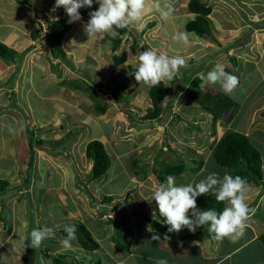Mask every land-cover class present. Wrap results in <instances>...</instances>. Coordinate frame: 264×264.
Instances as JSON below:
<instances>
[{"label": "crops", "instance_id": "0c3cea01", "mask_svg": "<svg viewBox=\"0 0 264 264\" xmlns=\"http://www.w3.org/2000/svg\"><path fill=\"white\" fill-rule=\"evenodd\" d=\"M203 1L208 6L211 1L226 2V0ZM231 1H234L232 4H237L235 0ZM167 2L172 3V11L170 15L164 16L162 15V10L167 11L163 7L165 0L162 2L148 0L150 11L145 13L142 20L137 24V27L141 29L146 23L153 24L154 21L158 25L164 22L170 26L159 30L156 24L154 26V32L160 36L163 34L166 37L174 36L179 32L177 31L178 20L183 19L186 29L187 24L194 19V15L188 8L189 0H167ZM55 3L56 0H27V2L21 0H0V22L2 23L1 25L5 26V30L0 31V43L17 54V59L14 63L6 59H0V94L2 95L3 89L6 86L12 88L16 85L25 86V89L15 91L13 89V94L18 102L19 113L16 110L6 113V109H10L11 107H3L6 106L4 103L6 99H4L0 104V116L6 120L8 116L19 120L22 115L28 117V112L30 122L27 124L34 129V136L31 141L36 143L34 149L31 150L33 154L29 167L28 164H19L20 158L24 160L27 158L17 153V144L9 142L10 139L12 141H17V139L14 136L7 138L5 132L0 133V135L3 134L0 138V180H7L10 184L7 192L3 194H7L8 197L0 201V211L2 210V203L11 202V209L15 214L12 220L0 217V251L8 244L20 246L19 241L22 237L30 238V231L34 228H32V225H29V218L33 219L34 217L29 215L26 209L27 199H22L23 197L20 199L28 191L22 195V190L18 191L17 188L32 187L31 191L33 192L40 189L45 194L44 196L49 199L50 204L55 207L54 210L61 214L52 221H48L47 215L44 220L39 221V217L42 216L40 212V215L36 218L35 229L46 226L52 228L54 234H57L64 230L65 225H75V227L84 226L100 246L99 250L95 252L85 251L75 239L71 242L73 248L66 249L61 243L66 237L59 234L58 243L46 244L44 242L42 244L41 249H39L40 255L37 264L47 263L53 257H58L59 255H65L68 262L75 261L76 264H157V261L160 259L166 260L167 264H240V262H236L233 258L234 255L244 249H249L251 252L248 256H245L246 258L243 260V264H260V262H264V249L259 242L260 236L264 234V194L260 196L262 191L261 186H249L250 190L247 194L248 199L246 203L250 208L254 206L255 213L251 215L244 235L234 243L228 239L217 241L213 238L212 240L206 234L207 230L201 235H198V230L194 234L185 228L174 237H169L168 240H165L163 234L152 230V228V232L148 231V226L152 225V222L156 219V217L153 219L152 212L153 210L156 211L157 208L154 200L151 202L148 200L152 198L159 184L163 183L160 181L158 175L153 173V169H155L153 167H156L159 163L154 158V155L157 150L159 151L160 147L161 150L159 153L161 154L168 153V149L170 150L171 148L173 155L181 154V152L185 153L184 150L177 147L178 141L177 143L172 141L174 137L170 138V135L177 133V130L180 133L184 131L183 135H187V131L182 125L175 126L174 131L167 135L168 129L166 125L169 117H164L161 121L162 123L158 122L156 127L159 125L157 130L163 128L162 132L166 134L165 139L169 143H165V148H162L161 144L158 145L157 150L155 148H149L152 146L151 141L156 140V138L153 139V133L147 132V127H155L149 125L147 122H142V120L139 121L142 124H135L136 115L125 110L127 106L129 108L130 101L131 103L136 101L135 103L140 104V98L145 99L146 102L149 100V105L145 107L147 110L152 107L151 99L148 95L150 88L144 86V84L139 85V82L134 79L135 76L130 73L131 70H136L138 66L136 54L140 51L154 48L149 46L148 43L143 42V36L134 38L131 35H124L122 37L118 35V32L115 35L106 34L102 40L95 38L88 40L89 38L84 31V26L90 19L89 13L98 10L99 5L95 3V0L92 8H82L80 10L82 20L72 24L68 23L69 17L62 7V13H57L55 17L53 16L52 13L54 12L51 11L56 8ZM36 5H42V8H44V10L40 11L41 13L39 12L40 14L35 12L37 9ZM262 8H264V5ZM25 12L30 13V19L34 20V28L32 26L31 28L29 25V27H25V31L17 33L21 24L23 22L27 23L26 18L23 17ZM259 14L261 15L257 16L258 19L254 16V19L251 18L252 21L250 23L248 22L249 17L245 19L247 15L244 16V21L245 23L247 22L244 27L249 29L252 25L253 30L261 28L262 26H254L255 22L260 19L264 23V13L260 12ZM46 15H48L50 20L58 21L62 29L67 28L62 41V49L65 53L64 57L62 55H56L53 51L52 43L48 42V38L43 40V36H41L38 20ZM219 15L220 12H212L210 19L212 17L215 19ZM162 17L167 19L162 21ZM19 21L22 22L18 23ZM168 31L171 33L167 35ZM242 33L244 34V32ZM141 35H144V32ZM187 35L188 42L184 44L194 47L196 54L189 55L197 57V61L190 59L192 60L191 65L197 63L193 77L201 78V73L206 77L207 73L214 68L212 66L213 58H208L209 53L205 55L206 53L201 52L200 54L199 52L202 51L200 46L206 42V38L208 39V37H203L205 40L200 43L199 40L203 38L189 32ZM250 36L254 37L256 45L257 42L259 43L257 46L261 54H263L264 34H257L258 38H260L258 40L254 33ZM238 38L231 44L234 45L238 42L242 46L243 43L241 40L243 39H241V35ZM114 41L119 42V47L115 52L116 55L120 56L125 53L127 55L126 61L123 64H117L113 60L115 54L113 52ZM210 44L212 46L215 45L208 42V45ZM241 46H238L236 49L242 48ZM223 54L224 58L227 59L229 53L225 52ZM89 63L95 67V71L87 69ZM226 69L225 71L229 68ZM241 69L243 67H240V72L242 71ZM76 75L79 76L76 77ZM15 77L16 81L11 83L12 81L10 80ZM126 78L131 80V85L126 89V95L130 98L128 105L126 107L124 106V108L123 106L115 104L111 100L110 95L121 84L122 80L127 81ZM180 78L186 80L184 73L182 76L179 74L177 79L174 80L177 81V85H174L176 88L180 84ZM73 81H83L87 85H93L96 93L101 97L99 102L108 105L105 114H97L96 102L90 96L91 91L88 89V86H85V91H80L73 88V85L72 87L68 85V83ZM174 81L167 83H170L172 86ZM103 83L107 84V86ZM124 85L127 87V84ZM171 89L173 88L171 87ZM203 91L212 93L220 92L216 85L207 83H205ZM178 92L184 93V91L176 90V94ZM24 93H31V95L27 96ZM170 97H173V95ZM105 99L108 103H106L107 101L105 102ZM182 101V115L177 119H181L188 112L186 108L193 104V101L187 102L184 99ZM234 101L238 104L237 113L240 105L238 101ZM87 102L90 109L84 111ZM193 106L200 109L196 101ZM260 107H264V103L255 107L250 113L252 117L249 122L248 117L244 122V124L248 122L247 125L249 126L244 130L243 134L247 136L249 134L250 137H248L250 140L251 129L256 126L258 121L259 123L264 122V116L260 114ZM146 112L143 113L144 116ZM124 113H126V116ZM31 116H36L35 122L31 121ZM0 121L3 122L2 119ZM174 121L175 119L171 121V124ZM231 123H226L225 116L219 122L217 130L213 134L206 132L205 130L208 127L206 128L205 126L203 130L207 134H210V138L208 136L209 142L205 145L199 142V138L195 142V138L197 136L200 137L202 132L196 131L197 135L194 133L195 136L191 133L189 138L190 142L184 144L194 156H189L191 161L197 165L199 164V166L203 164L202 168H204L210 162L211 156H213L215 143L229 131ZM16 125L17 123H13L14 127ZM137 126L138 128H136ZM251 126L252 128L249 131ZM142 129L144 132H147L148 138L139 141L137 135L143 131ZM10 130L13 134L17 131V128ZM73 130H75V135L71 140L58 147L53 146L55 142L63 140ZM96 140L102 142L108 151L111 157V167L103 179L89 181L92 164L86 157V147L89 142ZM251 142L252 144L254 143L252 140ZM149 149L155 151L149 152ZM24 150L22 149V151ZM137 150H141L144 153L146 151L149 152L146 161L140 164L145 169L146 173L144 174L135 172L132 165L128 163V156ZM143 152L142 154H144ZM43 166L47 168L45 173L42 171ZM44 175L47 176L46 181H43L41 186H35L39 182L38 179ZM55 176L61 177L57 179L60 182H54ZM220 177L222 178L223 176ZM198 182L199 180L196 179L193 184L195 185ZM15 189L18 191L17 193H15ZM107 197L110 198V201H106ZM42 205L45 209L46 204L44 205L42 202ZM226 206H228L227 203ZM259 211L261 212V217L257 215ZM98 214H102L103 216L108 215L109 218L101 217L99 219ZM189 215L192 218L191 213ZM109 219L117 221L122 231L132 241L131 247L124 252H118L115 249V244L111 240L115 232V227L108 223ZM154 233L160 236V240H152ZM26 243L28 244V241ZM27 247L25 249L23 248L21 264H23V257ZM46 251L47 253L45 254ZM257 254L259 259L254 258Z\"/></svg>", "mask_w": 264, "mask_h": 264}, {"label": "rangeland", "instance_id": "374dc122", "mask_svg": "<svg viewBox=\"0 0 264 264\" xmlns=\"http://www.w3.org/2000/svg\"><path fill=\"white\" fill-rule=\"evenodd\" d=\"M21 1L27 2V0H21ZM32 1H37V0H32ZM155 1L162 2L163 0H155ZM42 2L44 3V1H42ZM235 2H237L236 5L232 4V3H234V1H231V0H226L225 3L219 2V1H211V3H209V6L212 7L213 12L214 13L220 12V15L218 17H216L215 19L213 17L211 18L212 36L208 37V39L206 38V42L202 46H200L202 51H200L199 53L201 54V52H204V53H206L205 55H208V53H209L208 58L209 57L213 58V65H212L213 67H215V64H221L224 67V69H226L228 67L230 70L233 71V75L238 77L239 86L233 92L232 95H228V96H230L232 99L238 101L240 108H239V111L237 113H235L236 116L234 118V121L231 123L230 129L228 132L236 131V132L244 133V130L249 126V125H247V123L250 121V119L252 117V114H250V113L254 110L255 107H258L264 103V53L261 54L259 47L257 46V45H259V43L257 42V45H256V41H255L254 37L250 36L251 34L254 33L256 36V39L257 40L260 39V38H258L257 34H260V35L264 34V23L261 22V19L257 20L255 22L254 26H262V27L259 28L258 30H253L252 29L253 26L251 25L248 29L247 27H244L245 24H247V22L245 23V21H244V16L247 15L245 17V19H247L249 17V20H248L249 23L252 21L251 18L254 19V16L256 17V19H258L257 16L261 15L259 13L260 12L264 13V8H262V6L264 5V0H235ZM42 5H39V6L36 5L37 9L35 12L40 14L41 13L40 11L44 10V8H42ZM171 6H172V3H171ZM62 11H63L62 8H55V9H52L51 12H54L52 14L55 17V15L57 13H62ZM30 13H31V9H30ZM30 13H28V12L24 13L23 17L26 18L27 23L23 22L21 24V26L18 28L17 33L18 32L22 33L23 31L26 30L27 27H29V25H30V27L32 26L34 28V22H33L34 20L30 19ZM161 19H162V21H165L167 18L162 17ZM20 22H22V21H19L18 23H20ZM1 24L2 23L0 22V31H3V30H5V26L1 25ZM155 25L159 28V30L165 29V27L167 28L170 26V25H168V23L165 24L164 22L162 24L158 25V23H156L154 21L153 24L146 23V25L140 29L137 27V23H133V24L129 25L127 28L117 29V32H118V35H121L122 37H124V35H126V36L131 35L134 38L143 36L144 37L143 42L148 43L149 46L156 49L159 53H164V54L168 55L169 57H182L186 61L185 66L181 67L180 73H179L180 76H182V74L184 73L186 80H183L182 78H180V82H179L180 84L178 83L179 89L174 86L175 84L177 85V81H174V84H172V86H171L173 88L172 94H171V95H173V97H169V99H168L169 101H172V102L170 103L168 100L164 101L165 106H169L170 104L174 105L173 110L170 107H169V109H166L168 111V113L165 116L169 117V121L166 125V127L168 129L167 135H168V133L174 131V127L177 125L184 126V128L187 131V135H183L184 131H181V133H180L179 130H177V133H173L170 135V138L174 137L172 139V141H174L175 143H177V141H178L177 147L180 148L181 150H184L185 153L181 152V154L173 155L172 153H170L169 149H168V153L167 152L162 153V154L159 153L161 150L160 149L161 147L159 148V151H158L157 150L159 147L158 145L161 144L162 148L163 147L165 148L166 147L165 143H167V139H165L166 134H164L162 132L163 128L157 130L159 125H158V127H156V125H157L156 124L154 126L155 128L147 127V129L149 130V131L147 130V132L153 133L152 134L153 139L156 138V140L151 141L152 146L149 147V148H155L157 150V152L154 155V158H156L157 161H159L158 165L156 166V169L163 170L164 167L168 164H177L178 165L180 163H185L187 166V170L181 176H175L176 184L178 186H180V185L186 186L190 182V184L194 185L193 183L196 179L199 180V182H200L202 179H205L212 172H215L219 175L222 172H223L222 174L227 173V170L220 167L215 162L213 156H211L210 162L208 164H206V166L204 168H202L203 170L199 169V167H197V166H199V164L197 165L196 163L192 162L191 159L189 158V156H192V157H194V156L188 151V149L186 148V146L184 144L186 142H190L189 141L190 134L191 133L196 134V131L198 132L200 130V132H202L201 136L200 137L197 136L196 138L195 137L194 138H195V142H196V139L199 138L198 140L200 143H202V145L207 144L209 142L208 140L210 138V134H213L211 127L209 125H207L208 124L207 123V119H208L207 114L203 110L197 109V108H195V106H193L195 100L193 98V93H192L193 89L191 88L190 83L192 81L191 79L194 78L193 77L195 74L194 70L196 69L197 63L195 65H191L192 60H190V59H194V61H197V57L190 56L189 54H196V51H195L194 47H192L191 45H186L182 41L173 40L172 35L166 37L164 34L161 36L159 34H156L154 32V26ZM177 29H178L177 31H179L178 33H180V32L188 33L185 29L183 19L178 20ZM251 29H252V32H251ZM143 32H144V35H141ZM242 32H244V34ZM169 33H171V32L168 31L167 35ZM240 35H241V39H243V40H241L243 43L242 46L238 42L235 43L234 45L231 44V43H234L235 39L240 37ZM204 40L205 39L203 38L199 41H200V43H202V42H204ZM238 40H239V38H238ZM208 42H211L215 45L214 46H212L211 44L208 45ZM105 44L108 46V44L106 42H105ZM238 46H241L242 48L236 49ZM204 48H206V49H204ZM205 51H207V52H205ZM237 51H239L241 54ZM225 52L229 53V56L227 59L224 58L223 53H225ZM257 52H259L258 53L259 58L257 57ZM230 57H234L235 59H230ZM236 58H237V60H236ZM218 61H219V63H217ZM229 61H231V62H229ZM232 63H233V65H232ZM240 67H243V69H241L242 70L241 72L239 71ZM87 69L91 70V71H95V67L91 63H89L87 65ZM77 76H79V75H76V77ZM126 80L127 81L122 80L121 83L127 84V88H128L129 85H131V80L129 78H126ZM10 81H12L11 83L15 82L16 77L12 78ZM94 81H95V79H94ZM36 83H38V82H36ZM104 85L107 86V84H104ZM139 85H143V83H141V84L139 83ZM92 86L90 87V89L94 90V88ZM144 86L151 88L145 84H144ZM216 87L218 88V90L220 92L224 93L223 90L221 89V87L219 86V84L216 85ZM11 88L12 87L6 86L3 89L2 95L0 94V104L3 102L4 99H6L4 101L6 106H3V107H8V108L11 107L10 109H6V113L9 111H13V110L18 111V113H19L18 102H17L13 92L15 90L25 89V86L16 85V86H14V88H12V89ZM13 89H14V91H13ZM176 90L184 91V93L180 92L176 95ZM11 93H12V95H10ZM24 94L27 96L31 95V93H24ZM140 99H141L140 104L135 103L136 101L134 100L135 101L134 103H131V101L129 102V105H130L129 108H128V106L126 108L124 107L125 110H128L131 113H133L134 115H136V118H135L136 120L134 122L135 124L139 123V121L142 120V117L144 116L143 113L147 111V109L145 107L149 105V100L146 102L145 99H142V98H140ZM182 99L187 100V102L193 101V104L191 106H188V108H186L188 110V112H186L182 116L181 119H177L179 116L182 115V111H183V108H181V106L183 104ZM106 101L107 100L105 99V102ZM12 103H14V105H12ZM25 103H27V102H25ZM106 103H108V101ZM89 109H90V106H88V102H87L84 111H87ZM259 109H260V114H262V116H264V112H263L264 107H260ZM27 115H28V117L22 115L21 119L19 118V120L17 118L13 119L12 116H8L7 117L8 119L6 120L4 117L2 118V116H0V119L3 120V122L0 121V133L5 132L6 133L5 136L7 138L14 136V138L17 139V141H12V139H10L9 142L12 144H17V146H18V149L16 150L17 153L19 155L23 156L24 158H27L26 160L20 158L19 164H24V165L28 164V166H29V164L31 163V157L33 154L31 150L34 149V147L36 146V143L31 141L33 136H34V129L32 126L27 124L30 122L28 112H27ZM124 115L126 116V113H124ZM172 116L175 118V121L173 124H171V117ZM247 117H248V122L246 124H244ZM198 119H199V121H198ZM34 120H36V116H34V117L31 116V121L35 122ZM127 120H128V118H127ZM142 122H144V121H142ZM13 123H17L16 127L13 126ZM147 123L149 125L151 124L150 122H147ZM128 124H130V123L128 122ZM262 125L264 126V122L259 123V121H258V123L256 124V126L254 128H252V126L249 128V131L252 128L250 131L251 140L254 142L253 144L262 152V158L264 160V127ZM205 126H206V128L209 126V128H207L205 131L209 132L210 134H207L203 130V129H205ZM15 128H17V131H15V133L12 134V131L10 129H15ZM136 128H138V126ZM198 128H199V130H198ZM152 129H154V130L151 131ZM8 132H10V133H8ZM147 132H144V130H143L142 132H140L137 135V137H139L138 138L139 141H143L144 138H148L147 137L148 135L146 134ZM195 134H194V136H195ZM2 135H0V138ZM134 135L136 136V134H134ZM208 136H209V138H208ZM248 136H249V134H248ZM159 137H160V139L158 140ZM212 140H213V138H212ZM22 149H25V150L22 151ZM148 151L151 152L152 149H149ZM153 151H155V150H153ZM142 152L143 151H141V150H137V151L133 152L132 154H130L128 156L129 157L128 163L130 165H133L135 163V161H138L140 164L142 162L146 161L149 152H147V151L145 153L143 152L144 154H142ZM196 158H199V157H196ZM28 159H29V161H28ZM128 168L131 169L130 166H128ZM42 171H43V173H45L47 171V168L45 166H43ZM143 172H144V170L142 169V171L140 173H143ZM222 174L219 175V177L223 176ZM196 175H198V176H196ZM46 178H47V176H45V175L42 178H39L38 179L39 182L35 186H41L42 182L46 181ZM60 178H61L60 176H55L54 182H60V181H57V179H60ZM17 189H18V191L22 190V195H24L28 191V193L24 196H21L20 199L22 197H23L22 199H27L26 200V205H27L26 209L28 211V214L32 215V217H34L33 219L29 218V221H30L29 225H32V228L35 229L36 218L40 215V212L42 213V216L39 217V221L44 220L46 215H47L48 221H52L57 216L61 215L60 213H58L54 210L55 207L52 204H50L49 199L44 196L45 194H43L40 189L37 191H34V192L31 191L32 187H30V188L23 187L21 189H19V188H17ZM18 191L15 189V193H17ZM3 194L4 193L0 194L1 195L0 201H2V199H4V198L8 197L7 194H5V195H3ZM208 194H213V193L210 192ZM42 202L44 203V205L46 204L45 209L43 208ZM1 207H2V210L0 212H2V213H1L0 217L3 219L9 218L12 220L13 216H15V214L13 213V211L11 209V202H9V203L4 202V203H2ZM252 208H254V206ZM198 209H199V207H198ZM156 211H157V208H156ZM98 215H99V219H100L102 214L101 215L98 214ZM257 215L259 217H261V212L259 211V213ZM192 219H195V217H192ZM11 223H12V221H11ZM30 229H31V227H30ZM197 230H198V235H201L202 233H204L207 230V226L199 227V228H197ZM59 234H60V232L57 234H54L52 237L59 240ZM206 234H208L210 236V238L213 240V236L210 235L208 233V231ZM26 245H28V244L26 243ZM250 252L251 251L249 249H244L240 253H237L236 255H234L233 259H235L236 262H240V264H243V260L246 258L245 256H248V254ZM22 255H23V247L15 245V244H8L7 246H5L0 251V262L2 264H21L20 261L22 259V257H21ZM254 258L259 259L258 254ZM263 263L264 262H260V264H263ZM46 264H51V260H49Z\"/></svg>", "mask_w": 264, "mask_h": 264}, {"label": "clouds", "instance_id": "9594fccd", "mask_svg": "<svg viewBox=\"0 0 264 264\" xmlns=\"http://www.w3.org/2000/svg\"><path fill=\"white\" fill-rule=\"evenodd\" d=\"M93 3L94 0H56L55 7H62L69 17L68 23L72 24L81 21L80 10L92 8ZM95 3L99 5L98 10L89 13L90 19L84 26L88 40L93 38L102 40L106 34L115 35L117 29L127 28L133 23L138 24L145 13L150 11L148 0H95ZM163 7L167 11L162 10V15H170L172 6L167 0H165ZM46 16L38 20L41 36L42 20L46 21L50 28V32L43 36V40H46L48 34L51 33L50 22L53 21L48 15ZM173 40L187 43L188 35L180 32L173 36ZM136 58L138 60L137 70L130 74H134L137 82L149 87L158 86L162 82L174 81L179 76L181 67L186 64L184 58L169 57L164 53H159L156 49L140 51L136 54ZM200 76L201 80L207 84H219L226 95H232L239 86L238 77L225 71L221 64H216L206 77L203 73ZM199 87L203 88L204 83L200 84ZM249 190L248 181L239 175L233 177L225 173L221 178L217 173L212 172L195 185L186 186H178L175 177L169 175L166 182L159 184L152 198L148 201L154 200L156 202L159 216L168 226L169 233H179L185 228L195 233L197 228L207 226L208 233L217 241L228 239L234 243L244 235L248 221L251 215L255 213V209L250 208L246 203ZM210 192L215 195L218 202H226L228 206L220 212L214 209L199 210L197 198ZM190 213L195 219L190 218ZM156 216L157 213L153 210V219ZM151 228L152 226L149 225L148 231L152 232ZM64 231L67 236L61 243L66 249H72L71 242L77 238V229L75 225H65ZM53 235L54 231L50 227L36 228L31 231L30 238L22 237L19 244L23 248L30 246L32 249H38L46 239ZM168 238L167 235L164 236L165 240ZM152 240H160V236L154 233ZM26 241L30 244L26 245ZM157 264H167V261L160 259Z\"/></svg>", "mask_w": 264, "mask_h": 264}, {"label": "trees", "instance_id": "16d2710c", "mask_svg": "<svg viewBox=\"0 0 264 264\" xmlns=\"http://www.w3.org/2000/svg\"><path fill=\"white\" fill-rule=\"evenodd\" d=\"M188 8L194 15V19L187 24V31L197 35L200 38L211 37L212 33L210 16L213 12L212 7L208 6L203 0H189ZM50 24L52 29L48 36V42L52 43L54 48L53 51L56 53V55H62L64 57L65 53L62 49V41L63 35L67 31V28L62 29L59 22L54 20L51 21ZM61 29L62 31H60ZM118 47L119 42L114 41V53ZM126 58V53L120 56L116 55L115 53L113 56V60L117 64H123L126 61ZM0 59H6L8 61L15 62L17 59V54L0 43ZM232 59L235 58L232 57ZM136 70H131V73H134ZM227 72L233 75L232 70L228 69ZM191 80L192 81L190 84L191 88L193 89L192 93L194 100L197 102L201 110L208 113L212 117L211 130H213L215 133L217 124L224 118L225 115H227L226 123H231L238 108L237 102L222 92L212 93L203 91V88L199 87V85L202 83L205 85V82L199 77ZM68 85L71 87L73 85V88L80 91H85V86H88V89L91 91L90 96L96 102L95 107L97 109V114H105L108 105L101 104L99 102L101 97L96 93L95 89H90L91 85H87V83L83 81H73L68 83ZM126 89V85L122 83L118 85L112 92L111 100L115 104L126 107L129 101V97L126 95ZM171 93V85L167 82H162L158 86L151 87L148 95L151 99L152 107L147 110L145 116L142 118V121L150 122V125L152 126H155L158 122H161L168 113L166 109H169L170 107L173 110V104H170L169 106L164 105V101L169 99ZM169 102L171 103L172 101ZM174 119L175 118L172 116L171 121ZM139 124H142V122ZM73 131L69 132L63 140L55 142L53 146L58 147L67 143V141L71 140V138L75 135V130ZM198 132H200V130ZM170 152L173 153L172 148L170 149ZM86 157L92 164L91 172L89 174V181H99L106 177L111 167V157L104 144L97 140L89 142L86 147ZM213 157L215 162L220 167L225 168L228 171V174L232 175L233 177L239 175L240 177L246 179L249 186L251 187L261 186L262 191L260 196L264 194V171L262 155L261 152L252 144L250 138L247 135L241 132H227L217 143H215ZM198 167L199 169H202L203 164ZM132 168L139 174H141L140 172L142 169L144 170L143 174L146 173L145 169L138 161H135V163L132 165ZM153 168H155L153 169V173L158 175L161 182H166V178L169 175L174 177L181 176L187 170L185 163H180L178 165L168 164L163 170H158L156 167ZM9 186L10 184L7 180H0V194L7 192ZM106 201H110V198L107 197ZM225 206L226 202H218L215 199L214 194H206L197 198V207H199L202 211L214 209L220 212ZM156 213V219L151 225L152 230L159 232L164 236L167 235L168 237H174L177 233L168 232V226L164 224L163 218L159 216L158 206ZM108 223L114 225L115 227V232L111 237V240L115 244V249L118 252H124L126 249L130 248L132 241L127 237V234L122 231L119 223L112 219H109ZM76 229V240L82 249L89 252H95L99 250V244L93 239L90 232L84 226L76 227ZM60 234L63 237L67 236V233L64 230L61 231ZM44 242L46 244H54L58 243V240L56 238L50 237ZM259 242L264 249V234L260 236ZM28 244H30V242H28ZM39 249H41V247L38 249H32L30 246H28L23 257V264H37L39 262ZM46 253L47 251L45 254ZM51 264H76V262H68L65 255H59L58 257H53L51 259Z\"/></svg>", "mask_w": 264, "mask_h": 264}, {"label": "built area", "instance_id": "2783aa9c", "mask_svg": "<svg viewBox=\"0 0 264 264\" xmlns=\"http://www.w3.org/2000/svg\"><path fill=\"white\" fill-rule=\"evenodd\" d=\"M41 24H42V36H46V34L50 32V28L47 22L44 20H42Z\"/></svg>", "mask_w": 264, "mask_h": 264}, {"label": "bare ground", "instance_id": "6f19581e", "mask_svg": "<svg viewBox=\"0 0 264 264\" xmlns=\"http://www.w3.org/2000/svg\"><path fill=\"white\" fill-rule=\"evenodd\" d=\"M111 99H112V97H111ZM206 113V112H205ZM207 114V116H210V117H208L209 119L207 120V122H208V125L211 127L212 126V117H211V115H209L208 113H206ZM107 216L108 215H106V216H101L102 218H107Z\"/></svg>", "mask_w": 264, "mask_h": 264}]
</instances>
